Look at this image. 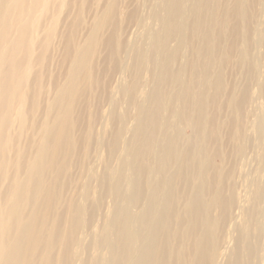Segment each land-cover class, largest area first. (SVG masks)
I'll return each mask as SVG.
<instances>
[{
    "label": "bare ground",
    "instance_id": "obj_1",
    "mask_svg": "<svg viewBox=\"0 0 264 264\" xmlns=\"http://www.w3.org/2000/svg\"><path fill=\"white\" fill-rule=\"evenodd\" d=\"M158 1L159 31L128 46L124 23L148 22L125 0H0V264H264L254 171L228 256L219 236L236 165H264V0Z\"/></svg>",
    "mask_w": 264,
    "mask_h": 264
},
{
    "label": "rangeland",
    "instance_id": "obj_2",
    "mask_svg": "<svg viewBox=\"0 0 264 264\" xmlns=\"http://www.w3.org/2000/svg\"><path fill=\"white\" fill-rule=\"evenodd\" d=\"M125 1H126V5L122 7L123 12H124L125 9L127 11H132V10H137L138 12L140 11L141 12L140 15H144L145 17H147V22L148 23H146V26H145V28L143 30L142 29H137L135 27V24H132V23H127L126 24V23H124L123 29H125V33L122 35V41L125 44H128V46L133 45V43L135 41H137L135 43H139L140 42V44H142V43L145 44L146 43V44L149 45V40H148L149 30H153V31L156 32V29L157 28H158L157 31H159V29H160V26H159L158 23H154L152 20L149 19L150 14L152 12V11H150L151 10L150 8L146 7V6H148L149 0H125ZM158 2H159V5L163 8L164 5H165V0H160ZM161 2H162V4H161ZM147 8H148V12H147ZM145 12L150 13V14L148 16H146L147 13L145 14ZM140 18L142 19V16L138 17V19H137L138 20L137 21V25H140V26H142L141 28H143V26H144V25H142L143 21L140 20ZM263 20H264V17L263 18L261 17L260 18V22L261 23L263 22L262 23L263 26L261 27V30L262 31H264V21ZM141 40H142V42H141ZM140 44H139V46L141 47ZM169 48H170V51L175 50L176 49V43L175 42H172L169 45ZM189 56H190L189 48H184L182 50V52H181V57H180V61L181 62L179 61V65L182 66V65L186 64L187 61H188V59H189ZM263 62H264V59H263ZM103 66L105 67V65L101 64V68L104 69ZM105 69H106V67H105ZM148 75H147L146 80H145V83L146 84L144 83V85H143V87L141 89L140 98L138 99V102H140V103L150 93V91L154 87V82L151 81L148 78L149 77ZM261 76L263 77V78L261 77V83H264V80H263L264 79V70H263V73H262ZM236 80L238 81L239 78L237 77ZM255 89L256 88H254L253 91H252L253 98H254V102L250 106L251 107L250 110H251V112L254 115L251 118V122L253 124H257V122H259L260 120L264 119V117H263L264 116V93L262 95H260L259 94V91L257 89L255 90ZM254 93L257 94V95H254ZM107 96H108V94H107ZM255 96H256V98H255ZM259 106L261 108H259ZM258 110H260L259 113H258ZM130 115H131V117H134L136 115V110H135L134 107L131 109ZM256 117H257V119H256ZM133 123H134V121L132 120L131 121V124L132 125L130 124L131 125L130 127H132L134 125ZM178 130L183 131V134L186 137H189L191 135V132L189 130L184 129L182 127H179ZM247 130H248V134H251V137H253L252 138L253 139V143L255 145L256 144L259 145L258 144L259 143L258 140L256 141V138L257 137L256 136L255 137L253 136V134L256 135L254 129L251 126H248V129ZM98 134H100V132L97 131V135ZM254 139H255L256 143H255ZM100 151H101V147L98 148L96 145H94L93 146V149H92V152H91L92 158L93 157H96V154L99 153ZM230 151H231V148H230ZM248 153H249L250 161H252V159H251V158H253V149H252V147L250 148V151ZM235 168H236L237 172L241 173V175H242L241 176V179H240L241 195L239 197V201L237 203V207L235 209V214H234V216H233V218L231 220V223H229L228 225L225 226V225H223V222L221 220V222L219 224V226H220V235L219 236L223 238V242H224V244H223V253H224V256L225 255L228 256L229 253H231V251L233 249L235 250V245L237 243V239H238V236H239V234H238V227H239V225L242 223V221L244 219V212L246 210L245 200H246V198L248 196V193H249V190H250L249 183H250V179H252V177L249 178V176H252V174H254V173L256 174L257 173L256 176H254L255 174L253 175L255 177V178L253 177V179H255V181L258 180L260 184L264 182V179H262L263 181H261V178H264L263 177V175H264V165L261 166V171H258L257 165H255L254 162L249 163L248 164V167H247V165L246 166H244V165L238 166V164H237ZM228 169H229V167L227 166V168L225 169V171H227ZM255 169H257L258 172H256ZM253 171H254V173H253ZM251 172H252V174H251ZM258 174L260 175L259 177H258ZM134 180H135V176L131 172V178H130L129 184H128L127 188H125L126 189V196L131 195V192H132V184H133V182H135ZM230 185L231 184L225 186V189H224L225 195H227L231 191V186ZM215 187H216V184H212L211 187L209 188V191H208L209 196H208L207 200H209L210 198H212V194L214 192ZM248 203H250V202H248ZM180 205H183V201H180ZM110 206H112L111 200H109L107 202V208L108 209H110ZM122 206L125 207V203L124 202H123ZM138 213H139V209L138 208H132V214H133L134 221L137 220ZM216 214L217 215H221L222 213L220 211H217ZM101 225H102V222H101ZM184 229H186V228H184ZM177 244H179V243L178 242L175 243V246Z\"/></svg>",
    "mask_w": 264,
    "mask_h": 264
}]
</instances>
